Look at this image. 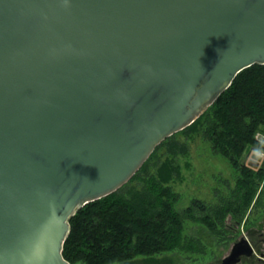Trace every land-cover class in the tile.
<instances>
[{"label":"water","instance_id":"95a60500","mask_svg":"<svg viewBox=\"0 0 264 264\" xmlns=\"http://www.w3.org/2000/svg\"><path fill=\"white\" fill-rule=\"evenodd\" d=\"M256 63L264 0H0V264H72L77 210Z\"/></svg>","mask_w":264,"mask_h":264},{"label":"trees","instance_id":"16d2710c","mask_svg":"<svg viewBox=\"0 0 264 264\" xmlns=\"http://www.w3.org/2000/svg\"><path fill=\"white\" fill-rule=\"evenodd\" d=\"M202 130L213 152L236 167L240 166L239 161L248 148L264 151V144L256 137L258 131L264 132V64L256 63L241 70L207 110L157 145L123 186L79 208L70 218L64 257L72 264H121L138 256L153 264L171 263L169 257L156 256L175 249L193 253L203 250L199 235L192 237L184 233L186 220L203 222L213 231L218 230L228 213L241 223L260 188L264 169L255 173L241 166L242 177L235 200L215 209L218 213L215 216L209 212L198 216L195 209L200 201L197 199L187 208H176L180 194L168 183L179 174L177 165L167 160L157 172L151 171L163 147L172 153L185 150L180 148L177 135L191 136Z\"/></svg>","mask_w":264,"mask_h":264},{"label":"rangeland","instance_id":"374dc122","mask_svg":"<svg viewBox=\"0 0 264 264\" xmlns=\"http://www.w3.org/2000/svg\"><path fill=\"white\" fill-rule=\"evenodd\" d=\"M177 137L180 148H185V150L172 153L168 147H163L159 151L158 158L152 165L151 171L157 172L158 167L167 160L178 166L179 174L168 184L180 194V199L176 204V208L179 210L187 208L194 199H197L200 201L199 209H195V213L198 216H203L207 212H212L211 215L215 216L218 214L215 213V209L224 208L227 205L226 202L235 200V194L242 177L241 166L244 167L243 160L248 152L261 154L262 164H259L260 167H254L249 164L245 167L251 168L255 173L264 169L263 150L253 147L248 148L239 161L240 166L236 167L224 156L213 152L211 143L203 136V130L191 136L179 134ZM256 137L264 144L263 131H258ZM251 154L249 155L250 158L252 157ZM136 184L138 185L137 182ZM140 184L141 182H139ZM230 214L232 219H236L232 213H228L224 217L223 222L219 223L220 225L216 231L210 230L203 222L186 220L184 233L192 237L199 235L203 242V250L193 253L175 249L159 254L156 258H171V263L162 259V261H165L162 264H219L229 252L232 242V239L226 233L229 232L228 227L231 224V220H226V217ZM262 230H264V178L261 180L255 199L247 209L239 227L240 234H247L259 248H264V245L259 243V233ZM251 261L250 258H244L239 264H251ZM76 264L85 263L78 262ZM121 264L153 263L145 260L143 256H138L129 262Z\"/></svg>","mask_w":264,"mask_h":264},{"label":"flooded vegetation","instance_id":"af4514ba","mask_svg":"<svg viewBox=\"0 0 264 264\" xmlns=\"http://www.w3.org/2000/svg\"><path fill=\"white\" fill-rule=\"evenodd\" d=\"M254 153H258V152H253L252 154H251V152H248L246 154V156L244 157V160H243L244 166H247L249 164V165H253L254 167H260L259 164H262V155L260 154L261 158L259 160L253 161L252 157L250 158L249 155L250 154L253 155ZM209 213L211 215L212 212H209ZM228 219L231 220V224H230V227H228L229 232H226V233L232 239V242H231L229 252L223 257V259L221 260V262L219 264H222L224 258L227 257L232 252L233 247L242 238H247L249 240L250 244L252 245V253L251 254L243 253V254L239 255L238 260L232 264H239L243 261L244 258H250L252 260L251 264H256V263L257 264H262V263L264 264V248H259V246L256 243L252 242V240L250 239V237L247 234H243V233L240 234V232H239L240 222L238 219H232L231 214L226 217V220H228ZM238 235H240V236H238ZM259 238H260L259 243H262L264 245V230H262L259 233ZM239 248L241 250L247 249L244 244L239 246Z\"/></svg>","mask_w":264,"mask_h":264}]
</instances>
